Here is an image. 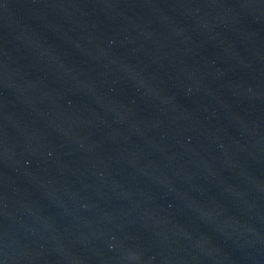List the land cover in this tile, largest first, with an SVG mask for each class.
Masks as SVG:
<instances>
[{"label":"water","instance_id":"1","mask_svg":"<svg viewBox=\"0 0 264 264\" xmlns=\"http://www.w3.org/2000/svg\"><path fill=\"white\" fill-rule=\"evenodd\" d=\"M264 138V0H0V264H70Z\"/></svg>","mask_w":264,"mask_h":264}]
</instances>
